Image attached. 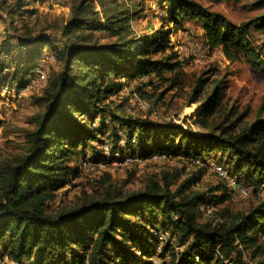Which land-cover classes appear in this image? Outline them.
Returning <instances> with one entry per match:
<instances>
[{
	"label": "trees",
	"instance_id": "obj_1",
	"mask_svg": "<svg viewBox=\"0 0 264 264\" xmlns=\"http://www.w3.org/2000/svg\"><path fill=\"white\" fill-rule=\"evenodd\" d=\"M26 1L14 0L13 5L23 7ZM93 1L103 7L104 22ZM104 1L80 0L72 6L61 33L67 38L71 34L74 41L60 48L44 31L18 37L19 57L6 82L2 80L8 68L0 61V89L24 85L45 48L52 50L59 64L42 94L32 98L39 110L29 116L31 126L8 130L0 119L5 135L22 136L0 146V264H153L156 259L159 264H264V260L256 261L262 246L258 230L264 231V197L247 211H217L220 221L201 220L200 206L222 204L229 191L226 187L196 189V176L175 183L178 172L154 174L142 189L125 192L107 173L96 180L91 192L81 191L74 206L51 210L56 191L80 176L81 169L70 163L87 155L88 142L109 143V156L101 147L92 148L91 159L101 162L127 152L145 158L155 152L190 159L213 155L228 161L230 174L241 183L249 182L250 189L257 192L264 185V118L240 126L241 116L231 111L217 124L207 121L222 110L225 85L221 82L205 94L206 83L198 80L188 98L189 104L201 103L194 122L210 126L206 133H194L173 122L112 113L111 119L125 131V147H121L117 127L101 139L105 122L98 127L94 122L95 113L106 109L102 101L121 90L122 78L137 81L134 90L142 97L148 86L168 84L167 91L179 85L182 61L170 35L173 29H183L186 21L200 22L210 49L220 48L232 62L244 58L264 76V42L256 47L248 36L249 26L264 29V14L236 25L198 0H162L166 17L160 28L140 35L131 24L139 16L137 9L126 7L108 15ZM255 5L263 6L264 0ZM83 29L102 30L115 39L91 41V33L79 34ZM11 37L7 35L2 45L8 46ZM215 191L221 196H214ZM157 218L161 221L155 222ZM161 229L168 231L178 249L166 243L156 252L154 233Z\"/></svg>",
	"mask_w": 264,
	"mask_h": 264
},
{
	"label": "rangeland",
	"instance_id": "obj_2",
	"mask_svg": "<svg viewBox=\"0 0 264 264\" xmlns=\"http://www.w3.org/2000/svg\"><path fill=\"white\" fill-rule=\"evenodd\" d=\"M79 1L28 0L22 7L13 5L14 0H0V61L3 66L8 68L4 70L5 77L2 81L5 80L6 82L9 80L16 66L14 60L19 57L18 54L20 53L17 45L18 37H22L28 31H31L33 35L42 31L50 34L53 37L56 48H60L64 43H69L70 40L74 41L71 34L68 37L69 39L65 35H62L61 28L69 18L72 6ZM198 1L210 10L223 14L236 25L248 23L255 17L264 14V5H255L260 0ZM93 3H95L96 10L100 12L101 21L104 22L103 7L96 1H93ZM126 7H130L132 11L135 9L139 11V16L131 24L140 35H147L153 29H159L166 17L165 3L162 0L104 1V8L108 15ZM170 28H172L171 25ZM89 33L93 36L90 38L91 41L98 40L99 42L109 43L115 39L102 30L90 31L83 29L79 32V34H83L84 36ZM7 35L12 37L9 39V45L3 46L2 42ZM248 36L256 47H260L264 42V29L257 30L249 26ZM170 38L173 44V50L178 53L179 60L182 61L179 85L167 91L168 84L158 83L156 86L146 87V96H141L148 103V107L145 108L140 107L133 95L126 91L122 93L119 91L115 95L106 97L101 103V106H104L106 109L101 113H95L94 117V122L97 127L101 125V122H105L106 125L101 139L109 136L111 133L110 130L114 127H117L120 134L124 135L125 133L123 128L118 125V122L111 119L112 113L159 123L173 122L182 125L185 129L194 133L208 132L210 126L204 128L194 122L196 119V111L201 103H188V98L198 80L205 81V94L218 82L225 85L222 110L212 117L207 118V121L211 125L220 122L225 113L227 112L229 114L231 111L234 112L231 115L235 114L236 117L241 116L240 126L252 123L257 117L264 118V76L253 68L250 63L244 58L241 61H229L220 48L210 49L205 43L204 32L200 22L186 21L183 29L172 30ZM176 44L181 46L179 51L175 50ZM44 50L45 55L52 56V50L50 48H45ZM38 65H41L46 70V80L54 70L59 69V64L54 60V57L47 60L44 56L39 60ZM170 75L171 73L168 72L167 76ZM146 79L144 78V80ZM121 81L123 82L122 79ZM45 83L21 98L13 96L3 97L0 95V119L6 122L8 130L31 126L27 123V120L30 115L39 110L33 104L32 98L42 94ZM129 84L130 86H128L134 89L138 82L132 80ZM129 109L133 111L132 114L129 112ZM229 118L234 117L229 116ZM9 139L20 141L22 140V136L15 133L5 135L3 126L0 127V146H7L6 140ZM100 144L98 142H88L86 154L91 156L93 146L99 148L101 147ZM7 148L12 150V147L8 146ZM78 151H80V148ZM192 160L185 155L177 154L169 156L165 161L159 162L146 161L142 164H122L121 162H115V164L100 166L94 170L81 169L80 176L77 179L56 191V198L50 203L51 210L54 212L61 207L70 208L74 206L82 196L81 191L91 192L96 180L107 173L110 174L114 185L122 188L125 192L142 189L147 180L155 176L154 174L161 176L163 172L168 174L178 172L175 183H179L184 178L196 176L198 178V182L194 185L196 189L209 190L210 188L216 187H226L228 189L227 200L213 207L215 212L218 211L221 214L224 208L232 213L247 211L251 206L263 199V190L256 192L249 189L245 195L238 194L235 190L228 187L227 183L215 173L197 166ZM222 160L226 159L223 158ZM226 162H223L225 166L229 164L228 161ZM70 166L79 168V164L76 162L70 163ZM243 183L251 187L249 186V182L246 181ZM213 195L220 197L221 192L215 191ZM216 214L221 220L220 215L218 213ZM200 219L206 220L201 215ZM160 221V218L155 220V222ZM257 241L262 246L259 250V255L256 257V261L257 259L263 261L264 231L258 230ZM248 251L251 252V250ZM245 253L246 256H251L250 253ZM251 264L254 263L252 262Z\"/></svg>",
	"mask_w": 264,
	"mask_h": 264
},
{
	"label": "built area",
	"instance_id": "obj_3",
	"mask_svg": "<svg viewBox=\"0 0 264 264\" xmlns=\"http://www.w3.org/2000/svg\"><path fill=\"white\" fill-rule=\"evenodd\" d=\"M128 1V0H127ZM181 46L175 45V50L179 51ZM46 57V59H52L53 56L49 55H43V57ZM46 70L41 66L38 65L35 68L34 74L25 82L24 85L17 87V86H4L0 89V95L3 97L5 96H13L16 98H21L28 93L32 92L33 89L42 86L46 81ZM123 85L121 87L120 92L126 91L127 93H131L133 95L134 99H136L140 105V107L145 108L148 107V103L145 99H143L140 94L135 91L134 89H131L129 86L130 84L128 81H125V78H122ZM129 85V86H128ZM129 112L132 114L133 111L129 109ZM119 138V144L121 147H125V136L123 134H120ZM101 149L103 150L104 154L106 156L110 155V146L107 141H105ZM116 158L111 162H101V161H94L91 159L90 155H86L85 157L81 158L78 162L79 168L83 170H94L96 168H99L100 166H105L109 164H115V162H121L122 164H142L144 162H159V161H165L169 158V155L166 153L161 152H155L152 155H150L148 158L142 157L140 154H132L130 152H127L124 155H121V153H115ZM197 166L215 173L220 179L224 180L227 183V186L231 189L235 190L238 194H247L250 187L245 185L244 183H241L238 180V177L236 175L230 174L227 166L221 161L218 160L217 157L210 155V156H204L203 158L199 159H193L192 160ZM259 190H263L264 192V185L260 187ZM213 205L205 202L200 206V215L204 219H210L212 221H220V218L216 214V212L213 209ZM175 219V217L173 218ZM155 238L158 241V244L156 245V251L160 252L162 249L163 244H171L174 245L176 249H178V246L174 244V240L172 238H169L168 231L167 230H158L154 233ZM198 258V257H197ZM153 264H159V260H154Z\"/></svg>",
	"mask_w": 264,
	"mask_h": 264
}]
</instances>
